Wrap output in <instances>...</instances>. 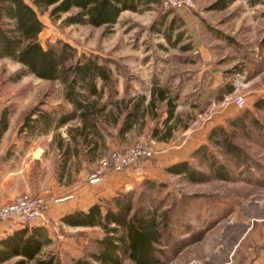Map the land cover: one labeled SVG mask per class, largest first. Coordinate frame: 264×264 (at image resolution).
Listing matches in <instances>:
<instances>
[{"label":"rangeland","instance_id":"374dc122","mask_svg":"<svg viewBox=\"0 0 264 264\" xmlns=\"http://www.w3.org/2000/svg\"><path fill=\"white\" fill-rule=\"evenodd\" d=\"M27 1L37 8L45 23L40 33L44 46L64 39L81 53L98 55L111 67L116 82L108 90L117 92L116 99L138 94L149 98L154 87L167 88L177 97L176 113L182 115L184 122L196 126L195 122L213 118L225 107H233L235 115L249 109L235 102L239 94L251 101L264 95V67L260 62L264 0L258 4L234 0L222 10L211 8L216 0H193V6L178 8L160 2L145 11H122L113 26L69 24L65 18L72 12L55 17L50 14L52 7L42 12L34 0ZM164 15L166 25L175 23L172 41L153 27ZM179 32L183 34L174 46ZM186 45L190 48L185 49ZM21 68L10 58L0 59V116L9 109L11 130L20 128L25 114L37 102L44 101L42 108L46 109L63 103L59 81L41 79L35 74L17 78ZM228 84L235 89L221 98V90ZM160 112L162 119L166 112ZM253 112L264 122V112L256 106ZM229 129L236 133L235 141L245 150V163L230 158L221 147H209L218 160L231 168L230 179L212 174L210 180L197 183L167 174L159 167L152 175L165 180L166 189L150 192L143 184L149 177L129 188L136 190L137 204H153L160 213H169L171 238L164 245L166 253L161 262L156 264H255L258 255L264 254V133L251 124V136L234 126ZM138 140L150 137L134 132L123 141L110 139L103 152L108 156L114 149ZM42 142L49 143L48 139ZM194 162L212 173L208 164ZM91 165L96 168L98 162ZM6 223L9 222L0 225ZM49 224L54 241L44 248L43 254L55 252L64 261L94 248L96 237L102 234L100 227H67L50 217ZM238 241L239 246L231 251ZM17 259L0 264H14ZM261 262L264 264V258Z\"/></svg>","mask_w":264,"mask_h":264},{"label":"trees","instance_id":"16d2710c","mask_svg":"<svg viewBox=\"0 0 264 264\" xmlns=\"http://www.w3.org/2000/svg\"><path fill=\"white\" fill-rule=\"evenodd\" d=\"M160 0H34V4L44 12L50 7L51 16L60 17L72 12L65 20L69 24H88L94 26H113L118 22L122 11H145ZM234 0H216L213 9L226 8ZM262 0H252L258 4ZM74 10V11H73ZM166 17L154 24L156 32H163L172 41L175 23L166 25ZM45 27L39 11L27 0H0V59L10 58L22 65L17 78L26 74L41 79L59 81L62 86L63 103L59 107L42 108L39 101L24 116L19 130L28 133L46 132L50 128H60L68 123L67 133L74 142L73 151L77 154L87 151L95 156L103 151L110 139H126L128 133L148 134L150 139L167 141L178 123L188 124L176 113V96L170 90L154 87L151 96L138 94L135 97L116 99L117 92H110L116 79L111 67L103 63L94 53H81L69 41L59 39L44 46L40 33ZM179 32L176 41L181 39ZM261 44V65L264 67V35ZM189 49L190 46H184ZM232 84L221 91L234 90ZM69 105V106H67ZM257 108L264 107L259 100ZM166 112L161 119L160 110ZM10 111L5 109L0 116V141L9 127ZM227 124V125H226ZM225 125L211 128L206 143L193 152L192 158L176 162L166 168L170 172L185 177L192 182H204L211 175L220 179H230L231 168L216 158L210 151L211 145L221 147L230 158L245 163L247 155L243 146L235 141V132L229 127L242 129L252 135L250 124L264 133V122L251 109H244L230 118ZM62 140H60V144ZM69 149V148H68ZM206 163L212 173L203 169L199 163ZM144 186L150 191L167 188L165 180L146 178ZM135 189L116 191L110 198H103L85 209L67 212L60 220L72 226L100 227L102 234L95 239V247L87 249L79 256H70L64 261L59 254H43L44 248L53 243L46 225L30 226L15 230L0 239V262L18 257L14 264H156L166 253L168 239L171 238L169 213H160L159 207L143 202L136 203Z\"/></svg>","mask_w":264,"mask_h":264},{"label":"crops","instance_id":"0c3cea01","mask_svg":"<svg viewBox=\"0 0 264 264\" xmlns=\"http://www.w3.org/2000/svg\"><path fill=\"white\" fill-rule=\"evenodd\" d=\"M260 99L264 101V95L257 97L254 101L248 99L254 106L245 108L253 111ZM258 109L264 112V107ZM234 116L235 109L225 107L213 118L195 122L196 126L186 122L188 126L183 127L181 123L178 126L179 130H174L167 141L150 139L154 141L156 149L153 158L144 160L137 168H128L119 173L110 172L95 180L89 178V174L95 170L91 164L99 163L107 155L100 150L95 156L87 154L85 150L80 154L73 151L74 142L69 137L67 129L69 125L76 122L73 121L60 128L52 127L46 132L36 131L33 134H29L27 129L20 131L19 129L11 130L8 127L0 141V202L8 204L23 192L46 196L50 201L48 220L38 221L30 226L46 225L53 239L49 217L59 219L61 222L60 219L67 212L77 209L87 210L96 201L110 198L116 191L135 187L144 177H156L152 174L156 173L159 167L167 174L176 176L167 172L166 168L176 162L191 159L197 147L207 141L211 128L216 125H225ZM7 137H11L12 140H8ZM45 139L49 141L47 145L42 142ZM60 140H62L61 144ZM48 146L50 149L47 148ZM89 168L92 169L91 172ZM23 227L11 221L0 225V239ZM239 244L238 241L236 245H233L231 251H235ZM262 258L264 254H259L254 263L263 264ZM220 264H228V262Z\"/></svg>","mask_w":264,"mask_h":264},{"label":"built area","instance_id":"2783aa9c","mask_svg":"<svg viewBox=\"0 0 264 264\" xmlns=\"http://www.w3.org/2000/svg\"><path fill=\"white\" fill-rule=\"evenodd\" d=\"M166 6L190 7L193 0H160ZM235 102L243 107L252 108L253 102L248 101L245 95L239 94ZM156 153L154 141L138 140L133 144L114 149L108 156L103 157L89 178L95 180L110 172H124L128 168H137L144 160L153 158ZM49 199L40 194L23 192L11 202H0V222H13L20 226L31 225L38 221L48 220Z\"/></svg>","mask_w":264,"mask_h":264}]
</instances>
